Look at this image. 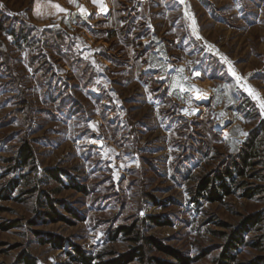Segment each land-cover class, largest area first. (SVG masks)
Listing matches in <instances>:
<instances>
[{"label": "rangeland", "instance_id": "rangeland-1", "mask_svg": "<svg viewBox=\"0 0 264 264\" xmlns=\"http://www.w3.org/2000/svg\"><path fill=\"white\" fill-rule=\"evenodd\" d=\"M0 24V264H82L69 244L95 262L141 245L175 262L147 237L215 264L232 230L264 215V193L244 194L264 184V0H0ZM254 131L261 163L221 201L199 196ZM24 144L34 159L20 168ZM120 227L133 233L112 240ZM235 254L264 255V221Z\"/></svg>", "mask_w": 264, "mask_h": 264}, {"label": "trees", "instance_id": "trees-1", "mask_svg": "<svg viewBox=\"0 0 264 264\" xmlns=\"http://www.w3.org/2000/svg\"><path fill=\"white\" fill-rule=\"evenodd\" d=\"M1 28V24H0ZM260 131L264 130V127L261 125L259 128ZM261 133V132H260ZM259 132L254 131L249 135L247 140L243 142V146L240 151L237 153L235 159L232 160L231 168L224 170L223 172L217 174L212 179L204 178L198 185L197 194L201 196L203 199L216 202L221 201L225 196L231 194L233 192L236 179L239 177H245L247 175L248 170H252L254 166L259 165L260 157L262 153V142L258 138ZM34 159V155L32 149L27 144L22 145L17 153V162L20 168H24V166L28 165ZM47 174L52 178L60 181V173L63 172L61 170L56 169H47ZM264 178V177H263ZM263 182L264 180H260ZM15 184H12L7 189V193L14 187ZM73 187H76L80 190L84 191V187L79 186L77 184H73ZM264 193V184L261 185L259 188L257 186L247 187V190L244 192L245 196L247 197H254L255 195H259ZM198 198H195V201L198 202ZM43 202L46 203L51 209V211L47 212L46 215L52 220L57 221L60 219V216L55 212V207L53 205V199L46 196L43 198ZM149 219L157 223L154 217H149ZM264 221V215L260 213L252 214L244 218L241 222L240 226L237 229L232 230V232L228 235L226 240V245L223 247L220 256L215 260V264H240L236 257V250L244 243V235L252 230L253 228L257 227ZM122 233L125 235H130L133 233V228L130 227H120L115 230L112 235L111 239L114 240L117 238L118 234ZM137 234H139L137 232ZM148 245L155 246L159 250L164 251L168 255L174 257L175 262H166V261H159L155 258H150L149 260L145 258L144 255V247L137 246V248L132 251V253L128 254L125 257H121L117 260H109V261H98L95 262V257L80 249L79 246L75 244H69L72 248V251H69V256L72 260L77 261L82 264H125L128 261L138 258L142 263L140 264H149L146 261L154 263H162V264H191L192 258L189 256H185L179 251L170 248L169 246H165L161 244L158 240L154 239L153 237L144 238ZM41 241V240H40ZM45 241L50 242L56 248H63L66 246L65 241L60 236L50 235L45 239ZM44 242V240H42ZM262 242H260V248L262 249ZM18 264H37L36 261L30 257L29 255L23 253L19 257ZM250 264H264V255L260 258L256 259Z\"/></svg>", "mask_w": 264, "mask_h": 264}, {"label": "snow or ice", "instance_id": "snow-or-ice-1", "mask_svg": "<svg viewBox=\"0 0 264 264\" xmlns=\"http://www.w3.org/2000/svg\"><path fill=\"white\" fill-rule=\"evenodd\" d=\"M93 2L96 3L97 0H93ZM61 11H64V9H61ZM81 11H86V10L83 9V8H81ZM225 60H226V58H225ZM228 70H229V72L232 73V75H234V76L236 75L235 71L231 68V66L229 67ZM237 79L239 80V79H241V78H240V77H237ZM248 91H249L250 94H252V95L254 96V98H256V99L259 100L258 95H256V94L253 93V91H252V89H251L250 86H249V88H248ZM261 108L264 109V102H261Z\"/></svg>", "mask_w": 264, "mask_h": 264}]
</instances>
